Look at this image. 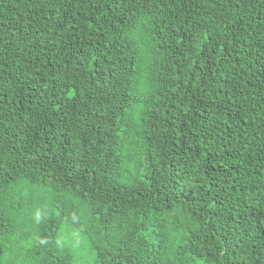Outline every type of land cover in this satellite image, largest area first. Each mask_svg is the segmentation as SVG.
Returning <instances> with one entry per match:
<instances>
[{
    "label": "trees",
    "instance_id": "obj_1",
    "mask_svg": "<svg viewBox=\"0 0 264 264\" xmlns=\"http://www.w3.org/2000/svg\"><path fill=\"white\" fill-rule=\"evenodd\" d=\"M0 264H264V0H0Z\"/></svg>",
    "mask_w": 264,
    "mask_h": 264
},
{
    "label": "rangeland",
    "instance_id": "obj_2",
    "mask_svg": "<svg viewBox=\"0 0 264 264\" xmlns=\"http://www.w3.org/2000/svg\"><path fill=\"white\" fill-rule=\"evenodd\" d=\"M62 234L64 235H68L69 240L73 239V238H77L78 239V246H80L82 248V252L89 254L90 253V247H89V243L86 239H83L79 233H77L75 231V229H73L72 227H66L63 229ZM79 237V238H78ZM89 257H92V255Z\"/></svg>",
    "mask_w": 264,
    "mask_h": 264
}]
</instances>
